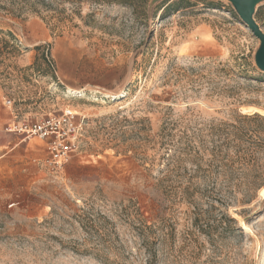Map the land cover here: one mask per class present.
Returning <instances> with one entry per match:
<instances>
[{"label": "rangeland", "instance_id": "1", "mask_svg": "<svg viewBox=\"0 0 264 264\" xmlns=\"http://www.w3.org/2000/svg\"><path fill=\"white\" fill-rule=\"evenodd\" d=\"M258 45L225 0H0V264H264V124L243 118L264 120L244 111L264 110ZM65 111L66 159L6 130ZM164 121L218 175L181 171L190 203L155 186Z\"/></svg>", "mask_w": 264, "mask_h": 264}, {"label": "trees", "instance_id": "2", "mask_svg": "<svg viewBox=\"0 0 264 264\" xmlns=\"http://www.w3.org/2000/svg\"><path fill=\"white\" fill-rule=\"evenodd\" d=\"M68 1H76V2H82L85 0H68ZM93 2H102L107 4H117V5H137L139 3H145V5L148 4L149 0H91ZM182 1H179L172 7L176 10V8L181 7L179 5ZM246 120L249 121H258L261 124H264L263 119H258L257 117H243ZM175 123L164 121L162 122L160 129L155 134L153 146L156 148V154L160 150H163L164 153H162L159 156L160 159H165V169L161 172V175L158 179H156L155 186L156 188L162 192L163 195H166L167 197H172L173 200L176 198L179 202L185 201L187 203H190L193 201L192 199V193L190 192V181H188L187 185H182V183H179V185L176 187L173 186V183L175 182V178H180L183 176V173H187L189 176V180L193 179L197 176H202L206 180L212 181V184L216 183L218 175H214L210 169L204 170L202 169V164L200 163L201 157H200V151L198 148H196V145H194V136L187 135L185 131H183L179 135V138L177 140H174L173 137H175V134H173V131L175 129ZM247 135V134H246ZM254 135L253 132H250L249 138ZM236 136H241L236 134ZM255 136V135H254ZM261 141H264L263 139H260ZM216 156V157H215ZM210 159L209 163L207 164V167H210L211 163L213 161L217 162H223L224 158H217V154ZM217 158V159H216ZM138 161H140L142 164H144V160L142 157H137ZM186 163L189 164L190 168L192 169V174L188 173L186 168ZM226 166L227 164H223ZM183 171V173H181ZM201 173V174H200ZM223 181H225V184L227 185L228 189H231L229 187H232L231 178L226 174L222 173L221 176ZM264 183V178L259 180L258 182H253L250 185V189L256 190L258 189L262 184Z\"/></svg>", "mask_w": 264, "mask_h": 264}, {"label": "built area", "instance_id": "3", "mask_svg": "<svg viewBox=\"0 0 264 264\" xmlns=\"http://www.w3.org/2000/svg\"><path fill=\"white\" fill-rule=\"evenodd\" d=\"M5 105L11 107V101L5 100ZM8 132L16 133L23 140L37 138L46 143V147L55 160L66 159L78 150L79 126L75 114L65 111L58 116H48L39 121H24L10 126ZM57 164H60L57 161Z\"/></svg>", "mask_w": 264, "mask_h": 264}, {"label": "water", "instance_id": "4", "mask_svg": "<svg viewBox=\"0 0 264 264\" xmlns=\"http://www.w3.org/2000/svg\"><path fill=\"white\" fill-rule=\"evenodd\" d=\"M163 0H150L147 4L148 15H151L154 7ZM233 8L235 14L245 27L258 40L259 45L253 57L255 67L264 73V32L258 25L255 15L259 6L264 3V0H225Z\"/></svg>", "mask_w": 264, "mask_h": 264}, {"label": "bare ground", "instance_id": "5", "mask_svg": "<svg viewBox=\"0 0 264 264\" xmlns=\"http://www.w3.org/2000/svg\"><path fill=\"white\" fill-rule=\"evenodd\" d=\"M244 111H249V113H251V114L258 113V114L264 116V110H260V109H256V108H247V109H244ZM262 192H264V187L260 190V194Z\"/></svg>", "mask_w": 264, "mask_h": 264}, {"label": "snow or ice", "instance_id": "6", "mask_svg": "<svg viewBox=\"0 0 264 264\" xmlns=\"http://www.w3.org/2000/svg\"><path fill=\"white\" fill-rule=\"evenodd\" d=\"M261 195L264 196V192H262Z\"/></svg>", "mask_w": 264, "mask_h": 264}, {"label": "crops", "instance_id": "7", "mask_svg": "<svg viewBox=\"0 0 264 264\" xmlns=\"http://www.w3.org/2000/svg\"><path fill=\"white\" fill-rule=\"evenodd\" d=\"M22 139V138H21Z\"/></svg>", "mask_w": 264, "mask_h": 264}]
</instances>
